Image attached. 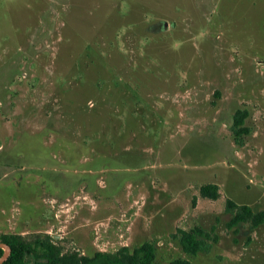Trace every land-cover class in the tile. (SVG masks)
<instances>
[{
  "label": "rangeland",
  "instance_id": "374dc122",
  "mask_svg": "<svg viewBox=\"0 0 264 264\" xmlns=\"http://www.w3.org/2000/svg\"><path fill=\"white\" fill-rule=\"evenodd\" d=\"M228 199L264 210V0H0V235L264 264ZM195 226L209 253L171 236Z\"/></svg>",
  "mask_w": 264,
  "mask_h": 264
},
{
  "label": "trees",
  "instance_id": "16d2710c",
  "mask_svg": "<svg viewBox=\"0 0 264 264\" xmlns=\"http://www.w3.org/2000/svg\"><path fill=\"white\" fill-rule=\"evenodd\" d=\"M246 116L247 112L242 110L237 111L234 116L237 136L245 132L243 125ZM201 195L216 200L219 197V187L216 184L204 185L201 187ZM226 210L232 213L228 223L229 228L244 223H250L252 228L264 224V210L255 212L251 206L239 205L232 199L227 200ZM171 236L178 240L182 250L190 255L209 253L213 244L218 241L214 229L210 231L202 226H195L190 230L177 228ZM0 241L8 244L12 249L10 257L2 264H154L156 251L152 242H145L133 250L122 247L115 253L97 252L90 257L80 255L78 252L64 253L62 247L57 246L49 235L27 241L22 235L2 234ZM3 254L4 250L0 248V257ZM170 264H191V262L185 258H176Z\"/></svg>",
  "mask_w": 264,
  "mask_h": 264
},
{
  "label": "water",
  "instance_id": "95a60500",
  "mask_svg": "<svg viewBox=\"0 0 264 264\" xmlns=\"http://www.w3.org/2000/svg\"><path fill=\"white\" fill-rule=\"evenodd\" d=\"M164 27L168 28L169 23L165 22ZM0 248H2L4 250V254L0 257V264H2L10 257L12 249L8 244L1 242V241H0Z\"/></svg>",
  "mask_w": 264,
  "mask_h": 264
}]
</instances>
